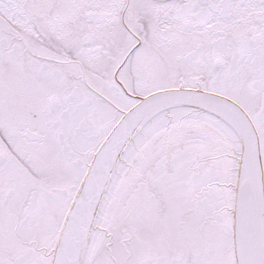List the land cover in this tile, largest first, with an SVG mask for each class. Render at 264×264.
Segmentation results:
<instances>
[{
	"label": "snow or ice",
	"instance_id": "6c2138e0",
	"mask_svg": "<svg viewBox=\"0 0 264 264\" xmlns=\"http://www.w3.org/2000/svg\"><path fill=\"white\" fill-rule=\"evenodd\" d=\"M0 264H264V0H0Z\"/></svg>",
	"mask_w": 264,
	"mask_h": 264
}]
</instances>
